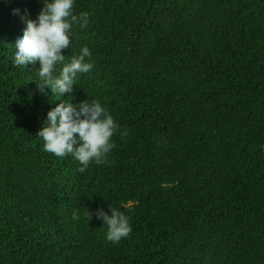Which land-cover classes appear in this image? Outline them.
Returning a JSON list of instances; mask_svg holds the SVG:
<instances>
[{"label":"trees","instance_id":"obj_1","mask_svg":"<svg viewBox=\"0 0 264 264\" xmlns=\"http://www.w3.org/2000/svg\"><path fill=\"white\" fill-rule=\"evenodd\" d=\"M41 7L0 0V264H264V0H75L61 51L93 67L71 101L127 130L82 172L35 135L62 96L12 62ZM97 206L128 235L106 241Z\"/></svg>","mask_w":264,"mask_h":264},{"label":"clouds","instance_id":"obj_2","mask_svg":"<svg viewBox=\"0 0 264 264\" xmlns=\"http://www.w3.org/2000/svg\"><path fill=\"white\" fill-rule=\"evenodd\" d=\"M41 3L36 17L26 18L15 37L12 62L24 67L38 63L34 68L38 90L47 86L53 96H62L48 109L35 135L42 140L44 151L56 157L71 155L79 162L77 171L82 172L90 163L102 164L114 147L113 135L118 132L123 138L127 130L120 129L98 99L71 101L77 75L93 67L91 51L86 45L81 46L78 54L66 61L61 50L69 46L73 26L84 28L88 24V12L75 13V0H41ZM94 214L107 226L106 241L115 244L131 231L129 217L116 208L108 207L105 211L97 206ZM88 215L90 218V210ZM72 218H78L76 210ZM6 225L0 226L1 233Z\"/></svg>","mask_w":264,"mask_h":264}]
</instances>
